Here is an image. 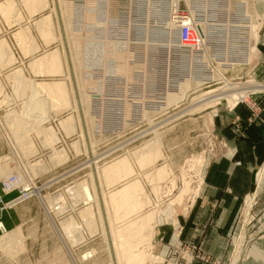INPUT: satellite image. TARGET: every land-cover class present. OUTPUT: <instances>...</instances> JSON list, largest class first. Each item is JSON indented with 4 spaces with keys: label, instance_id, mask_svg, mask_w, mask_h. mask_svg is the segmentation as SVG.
I'll list each match as a JSON object with an SVG mask.
<instances>
[{
    "label": "rangeland",
    "instance_id": "obj_1",
    "mask_svg": "<svg viewBox=\"0 0 264 264\" xmlns=\"http://www.w3.org/2000/svg\"><path fill=\"white\" fill-rule=\"evenodd\" d=\"M55 1L57 2L56 17L59 19L58 22L61 30V35L65 37V34L63 33L65 32L64 29L66 30V25L64 24L65 23L63 20L64 18L61 16H64V12L66 13V11H69V9L71 10L73 4L75 5V7L73 8H78L79 6L83 7L85 4L84 2L87 0H67L66 4H64L65 8H63L61 2H59L61 5L59 7L58 0ZM101 1H103L104 4ZM182 1L184 0H176L177 3L175 2L176 4L175 7L172 8L173 9L172 11L174 13H179V14L184 13L187 16L186 13L188 12V9L187 7H185L186 4L183 5ZM188 1L190 2L189 8L192 11H196L197 8L200 10L199 12L197 11L198 14L195 15L196 18H194V22L195 21H196L195 23L205 22L207 24L206 25L207 28H209L208 29L209 37L211 38L210 40H213V41H209L207 43L208 45H206L211 55H213V57L210 56L211 57L210 59H205L204 55L202 54L203 51L200 50L199 48L193 50L188 49L187 51L181 50L182 52H180V50L179 52H174V51H170V49L167 47L168 46L167 43H171L174 45L176 43L178 44V39H177L178 28L173 26L175 28L169 29L167 27V22L169 21L170 18L169 15L172 14L171 16L172 17L174 16L173 12L171 11V7L173 6L171 0H157V1L153 0L152 2H150L149 5L147 0H114L115 5H112L111 3L110 6L111 10H108L106 8L107 6H109L107 0L106 1L100 0L98 5L101 4L100 6L102 7L99 9L97 5V8L96 7L95 8L97 12H99L98 10L100 11L103 10V11L99 12L100 14L96 12L98 16L99 15L100 16L98 22L96 23L94 22L93 26L96 29L98 27L100 30H102V34H100L101 35L100 42H102L103 45L100 47L101 49H98L97 51L99 53L107 51L106 53H108V55L111 56V59L109 60L110 63L113 62L111 63L112 64L111 70L109 69V67H107V69L110 70L108 71V73H110L111 75L121 73L123 76L125 74L124 78L126 77V79L128 80L127 81L125 79L127 82L126 85L129 87L126 88L127 87L126 86L125 89H123L124 84H122V82H115L113 83L114 84L113 85L111 84V81H108L109 83V84L107 83L108 86H105L106 88L104 87L107 90L106 95L104 94V92L103 94L100 93L99 90L104 88L97 86L99 84L98 79H92L85 83L83 80V73H81L80 76V71L78 67L82 66L85 60H89L88 58L89 55L86 53L84 54V56H75L76 55L74 50L75 40L73 37L75 35H76V39L80 38L81 36L83 37L85 33V30H83L84 27L80 30V32L73 34L71 36L72 39L70 38L68 43L67 41L64 42L63 40V42L58 43L59 45L57 44L56 47L47 50L48 52L57 50V48L58 50H60V55L62 57V64L64 68V73L62 74L64 75L57 74V76L56 74L55 75L51 74L49 75V77H37L36 72H35L36 74H33L35 70L30 66L29 62L25 67L23 65L18 66L19 63L15 62L13 57L14 54L9 43L5 39H0V42L2 41L6 42L7 46L4 49H8L7 51L11 53L8 54L7 56L5 55L0 59V159H1L0 165H4L7 162H10L11 167L14 165L12 171L8 173L9 175L6 174L5 178H3L1 182L7 180L8 178L10 179L9 181H13L14 178H17L21 182V185L34 184L33 186L36 188L34 193H37L38 196L41 197L40 199L39 197H37V195L34 194L32 198L22 203H19L16 206H12L10 209L2 213V218L4 219L5 223L3 222V220L2 222L3 224H5L6 228L9 231H12L14 228L18 226H21L22 229L21 232H23L22 233L23 240L20 239L19 237L16 238L13 237L14 239L10 240L8 237L0 241V264H108V263L113 264L114 262H111L113 260L112 251H109L111 246L109 243L106 242V239L104 238V233H102L103 229L101 227V221L99 219L100 217L98 214V207H99L98 205L101 206V204L98 203H100L99 194H101L102 191L101 178L103 179V177L99 176V173L97 172L99 170H102L101 168L105 169L106 166L111 167L113 165L109 166L110 164L113 163L115 164L118 161H120L119 159L122 160L124 158L126 159L127 157L129 158V159L127 158V161L129 160L128 162L131 164V167L132 166L135 167L136 162H138L137 157L139 155H142V151L143 152L149 150L156 151L157 149H159L160 151L162 150L163 152H165L164 154L167 158V163H169V165L173 169V174L169 178V179L171 178L173 179L170 193H168L169 191L167 189V192H163L162 190L159 194V197L163 195L161 199H164L161 206H156V208H158L156 209L155 205L153 207L152 204L153 202H152L150 203V205L152 206L150 205L149 207L146 206L145 209L143 208V212L141 213L142 215H147L150 214L151 212L154 213L157 210V213L154 214L156 217L155 220L151 223L152 225L149 227L150 229L147 228L145 233L147 236L146 238L147 244L143 246L147 254L145 264H147L149 260V252L153 249L152 240L154 236L155 226L157 224V218L159 221L163 220L162 215H166V217L169 218L172 216L176 218L178 213L182 211L184 212L185 209L188 207V204L191 203V201L194 199L197 186L202 176L201 173L205 168V166L207 165L208 160L215 152L219 151L220 148L223 147L220 138L217 136L213 128L212 117L215 112L216 106L226 105L232 107L239 100H241V102L242 100H246L247 102H250L251 92H256L259 89L260 90L264 89V81L259 79L256 75H254L252 71L254 70L257 64L255 59L259 50L258 41L260 39L262 32L264 31L263 29L264 19L263 16L262 15L260 16L259 13L258 0H227V2L229 1L232 6L228 4L229 8L224 9L225 10L224 12H228V10H230L229 12H231L232 15L231 14L228 15H231V17L234 16L235 20L231 29L228 30L226 29L227 31L223 29H219V32L226 34L220 37L218 35L219 37L218 39L216 38L218 31L214 30L215 29L214 22L215 20L219 19L218 17H220V13L219 15L215 14L214 16L211 15L207 16L206 14H204L205 17H203L201 13V12L208 13L210 8L206 9L205 7L208 5L213 6V4H211V1L210 0H188ZM179 2L180 4H178ZM194 8H196V10H193ZM183 20L185 21V19ZM251 20H254L255 22L253 24L255 25L253 27L254 30L248 27L249 25L248 23ZM207 22H209V24ZM112 25H114L115 28ZM199 26L203 27L201 24H196L195 28L197 30L202 31L201 29H199ZM109 31L110 32L113 31L115 33L114 38L113 37L110 38L107 36ZM121 32L123 35L121 34ZM116 34L118 35L116 36ZM126 37L127 39H124ZM128 39L130 43L132 42L134 46L135 43H139V45H136V47L128 46L125 52L123 51L122 54H120L119 49H117V47L123 44L124 41ZM63 43H65V45ZM151 43L152 44L155 43L157 45H152L154 46L152 48ZM158 43H160V45ZM148 45H149V49H148ZM18 46L22 50L19 41H18ZM172 49H177V48L172 47ZM23 53L25 54V52ZM178 53L180 54L178 55ZM119 55L122 56L119 57ZM131 55L132 56L135 55V56L132 57ZM71 56H73V61ZM123 56L124 58H121ZM73 63L75 66H73ZM144 65L145 68H143ZM30 67L32 69H30ZM68 67L70 70L68 69ZM167 67H169L168 70ZM22 70L23 73H20L22 72ZM25 70H28L31 73V75L26 74ZM137 71L139 73H137ZM213 71L220 73L221 77L217 78V75L215 76L213 75L214 76L213 77L212 76ZM69 72L70 74H68ZM130 72H132L135 75L133 76L132 79H130L128 76V73ZM134 72L137 74H135ZM144 75L147 77H145ZM28 78L33 81V84L37 83V87L36 85H33L32 81H30ZM184 78H193L194 80H201V85H199V87L195 88L194 86V88H190L186 90L185 93L186 92L187 93L184 94L185 96H181V98H178L179 99L178 100L176 98L178 96H175L177 93L175 92H177V89H179L177 88L178 83L182 81ZM25 80L29 83L28 85H26L27 87L25 89L21 90V88H23L21 87V85ZM82 80H83V84H82ZM62 81L64 83H67V87L70 94L69 96L71 99L70 104L72 107L64 106L63 104L58 105V107H56L54 103H52L51 101L49 104L48 93L45 94L42 88H39V90L36 89L43 82L47 83V82H62ZM147 81L150 82V88H152L149 89L150 91L147 89V93L149 92L150 95H146V93L144 92V83ZM23 86L25 87V85ZM34 86L36 87L35 92L33 91ZM120 86L121 88H118ZM78 88L81 89L82 94L83 92L86 91V93H88L87 95L88 98H90L87 99L86 93H84L83 104L80 101ZM18 89H20V92ZM36 92L38 96L36 95ZM72 92L74 93L72 94ZM32 93H35V95ZM166 93L169 94L170 96H174L175 98L173 97L174 100L171 101L172 102L171 104L169 103L166 107H164L163 106L165 103L164 96H166ZM41 94H43L44 96ZM132 94L135 95V97H133ZM237 94H240V96H237ZM46 95H48L47 98L45 97ZM76 95L77 97H75ZM41 98L45 99L44 105L46 106V108L47 107L49 108L50 105L51 106L53 105L52 106L53 108L50 107V109L53 110L56 107L57 110L56 109L53 111H49L50 109L47 111L45 110V113L49 114V116L47 114H43V115L46 117L47 116L50 117V120L49 118L47 119L46 117H43L44 123L39 125L38 123L41 122L36 121L38 117L36 115H41L40 114L41 111L37 110L40 112V113L38 112L39 114L35 112L33 113L31 112L33 116L30 115L31 116L30 117L26 114V107L27 105H29L28 107H30L31 105L35 106L37 104L35 101L38 102L41 100ZM75 98L77 99L76 100L77 102H75ZM127 98L128 100L130 99L129 100L130 102H132V100L135 101L134 105L136 108L134 107L133 110L128 109L126 114L128 115V118L126 117L127 119H123V120L127 121V123L132 122L130 121V117L132 116L135 117V120L132 119L133 122L134 121L135 122L129 126L126 125V127L125 126L121 127V124H119L120 126L119 127L118 125H115V123H118L119 121H120L119 123H122L121 121L123 120L122 118H120L121 117L120 114L122 115L123 113L122 111L118 110L120 105L119 104L115 105L116 104L115 102H121V100H126ZM32 100L34 101V104ZM140 100L143 101L142 103L138 104L136 101H140ZM85 101H88L89 103L91 101L92 102L90 105H88L89 103ZM93 101L94 103H96V105L93 103ZM147 102H153L154 104L152 106L150 105V107L149 106L146 107ZM72 103H74V106L75 104L76 106L79 105L78 106L79 109L76 106L74 107ZM84 103H86L85 105L88 110L87 109L83 110ZM81 104L83 106H81ZM123 105L125 104L123 103ZM59 107L60 110L58 109ZM145 108L147 109L145 110ZM73 109L79 110V113L77 110L74 111ZM21 111L23 113H21ZM18 112L19 114L21 113V115H19ZM85 112H86V117L84 115ZM138 112L140 113L142 112V113L140 114ZM9 114L10 115L12 114L11 117ZM114 114L115 117H117L118 114L120 117L113 118ZM90 115L92 117L94 116L95 118L93 117L92 120V117ZM137 116L140 117V119H137ZM14 117H16V119ZM33 117L36 119H33ZM70 117L72 118L74 125L75 124L76 126L78 125V128L76 127L77 131L76 132L74 131L75 132L74 134L72 132L71 133L66 132L67 134L76 135V136L67 137L65 138V140L66 142H68V144H70V142L77 139V136H80L84 140L85 143V144L83 143L84 146L86 147L87 145V149H86L87 151L86 153L84 152V154L80 153V150L77 147V145L74 146L75 151L72 150L71 153L74 155L75 158L71 159L64 166L53 169L54 164L60 163L61 161H62L61 163L67 162L68 158L65 157L66 159L64 158L57 159L54 156H50V155H55L57 151L55 148L57 146L56 147L49 146L51 148L47 146L43 147L44 143L45 144L47 143L45 138L50 136V135L48 136V132H49V127L52 126L54 129L52 127L50 128L51 131L53 130L52 131V137L54 138L53 140L57 139L58 137H56L55 133L57 132L58 135L59 133L58 131L64 129L62 128L63 127L62 123L65 122ZM74 117L75 119H73ZM79 117L81 118L79 119ZM100 117L103 122L104 119L108 121L107 123L110 122L109 125L111 126H106L105 128L112 127L109 129H111L113 133L103 132L102 139L96 141L94 139L96 133L94 134L93 131L95 130L94 132H98L97 131L98 128L100 127L102 128V125L92 126V124H94V122H99L100 120L98 118ZM28 118H30V120ZM116 119H118L117 122ZM125 121L124 123H126ZM10 123L11 126L13 125L15 126L13 129H11V131H10L11 128ZM17 124L19 125L17 126L18 129L21 130V134L20 131L18 132V129L16 127ZM5 125L7 128H9V130L7 131L8 134H6L7 129ZM44 125L46 126V128H44L45 127ZM37 126H39L40 129ZM33 127L35 128L37 127L38 129L37 128L35 129ZM16 129H17L16 131L17 135L12 133ZM35 130L36 133H34ZM41 130H42V134H41ZM9 131L11 132V134ZM46 131L47 134H45ZM64 131L66 130L64 129ZM3 133L6 135L4 136ZM18 133L20 135H18ZM12 134L13 137H11ZM7 135L9 136V138H11V140H9ZM157 135L160 136L161 139L157 137ZM52 137L50 136L49 140ZM15 138L16 139L18 138V143H20V146L21 144L22 145L24 144V148L22 149L21 147L23 146L21 147L19 146L20 152L17 153H15L17 150L15 148L16 145L14 146L15 149L13 148L14 145L13 141L15 140ZM89 139H91L90 140L91 142L89 141ZM37 141L39 142V144ZM94 141H95V145L92 148L91 143ZM158 141H160V143ZM10 142L11 143L13 142V144H11ZM63 142L66 145V142L65 141ZM148 142L150 144H148ZM18 143L16 142L17 145H19ZM157 143L161 145H156ZM145 145L146 146L148 145L149 149ZM10 146H12V149ZM40 146L42 148H40ZM31 147L32 148L34 147V150H32ZM27 148L30 149V152L28 151L29 149ZM23 150L27 151V153L25 151L26 157L23 154L24 153ZM73 151L75 152V154ZM13 153L15 154L13 155ZM64 154L66 155V153ZM21 157L23 158L21 159ZM52 157L53 159L56 158L58 162L56 161V159H54L56 162L53 159L52 162L51 160ZM132 158H134L136 161L134 159L132 161ZM20 159L23 161H21ZM43 161L47 163H45L44 165ZM161 161L162 160H159V162ZM39 163L43 164V166L40 165ZM47 164L52 168H49ZM20 165L22 168L20 167ZM104 165L105 168L103 167ZM25 166H27L28 169L27 167L25 168ZM45 166H47V168ZM84 167L87 168H85V170H82V168ZM23 170L24 172H22ZM30 170L31 171L33 170L32 171L33 173ZM261 172H264V164L260 167V169L257 171V174L255 176L257 187L253 194H255L258 191L256 198L253 200L251 206L247 205L249 203L248 202L249 198H248L247 201L244 202L240 210V213L238 215L236 232L231 240V247H232L231 253L233 254L231 255V260L229 261V264L230 262L232 264L236 263L233 262V258L236 252H238L239 246L241 247V252H242L240 253L241 257L239 258L241 259L245 256V254H247L246 247L249 246L250 244H254L253 243L254 240L256 239L264 240V217L263 218L260 217V213L264 211V180L261 182L260 187L258 184V178ZM30 173H32L33 175ZM90 173L93 175L92 179H91L92 176L90 177L91 175ZM21 177L22 178L25 177L24 181ZM30 177L32 178L31 179L32 181L30 180ZM131 178H133V175L131 176ZM130 179L125 181L123 184L127 183ZM91 181H94L95 190L97 189L96 192L98 191L97 194L99 193L98 194L99 201L98 199L97 200L94 199V201L93 200L89 202L86 201L87 203H85L86 199L82 195L83 193L81 187L83 188L85 183H87L86 185H88V182L89 184H91L90 183ZM121 185L122 184L115 185L113 186L114 188L111 187L110 189L107 188L106 193L110 194L111 192L119 188ZM0 187H1V183H0ZM7 189L8 188H3V190H7ZM95 190L92 189L93 192ZM79 192L82 194L80 195ZM1 194L3 200L5 202H8L17 196L18 191L17 189L10 190L9 192L1 191ZM78 195L82 196V198H84L85 200L81 199L80 196L78 197ZM148 197L149 196H146V198ZM41 201L45 204V207L42 205L43 203ZM95 202L97 203V206ZM89 205L91 206L92 209L91 217L93 218L94 216V218L92 219L91 217H89L90 216L89 215L88 217L90 218V220L88 219V217H86L87 219L86 218L83 219L84 216L81 213H83L84 211L81 210H83V208L84 210L89 208L90 207ZM152 207L156 210L154 211ZM258 209H260L259 213H258ZM60 211L61 213H59ZM141 214L139 215L141 216ZM69 217H72L73 218L72 220L75 219L74 221L75 222L77 221V226L79 225V227H76V229L78 228V231L74 230L75 234L73 233L72 234L73 236H71V239L72 238L75 239L74 236H77L78 232L81 235V237L80 235L76 237L77 240L75 243L70 241L69 238L65 239L62 233L60 232V228H59V225L65 220H68ZM85 219L89 220L88 221L89 223L90 221L94 220L93 223L97 224V227L100 225L98 228L96 227L97 228L96 230L98 231H96L95 228H92L90 225L86 226L88 222H86ZM85 222L86 225L84 224ZM87 227L90 228V231L88 230L89 228ZM81 229L85 234L81 232ZM3 235L4 233L0 228V237ZM82 235L85 236L82 237ZM78 237L81 239L79 240ZM92 239L95 240L92 241ZM9 242L12 243L13 245L10 244ZM19 244L22 247L17 249L20 246ZM5 248L8 251H6ZM10 248L11 251L13 248L14 251L16 250L15 252L13 251L14 252L12 253L13 255L10 254L11 253L9 251Z\"/></svg>",
    "mask_w": 264,
    "mask_h": 264
},
{
    "label": "crops",
    "instance_id": "obj_2",
    "mask_svg": "<svg viewBox=\"0 0 264 264\" xmlns=\"http://www.w3.org/2000/svg\"><path fill=\"white\" fill-rule=\"evenodd\" d=\"M98 1L100 0H87L84 2V7H86L88 13L87 23L83 26V30H85L84 35L89 32H96V35L98 34L99 37H101L100 34H102V30L98 27L96 29L93 26L94 22L96 23L99 20L94 6ZM258 1L260 16L262 15L264 19V0ZM59 2H64L62 4L64 8V4H66L67 0H58V3ZM37 3H40V5ZM56 4L57 2L55 0H0V39H5L9 43L14 54V60L19 63L18 66L23 65L25 67L28 62L31 64L34 60L37 61L38 58H43L49 53L52 54L53 51L58 52L60 55V50H53L51 52L47 50L56 47L57 44L63 42V40L64 42L69 40L72 38L70 36L80 32L81 29L77 31L71 30L69 21L65 19L66 30L64 29L65 32L63 34H65L66 38L61 35V30H59V19L56 17L57 12L53 10L54 8L56 9ZM50 15L53 20L50 19V29H47L45 26L43 29H47V32L44 30L47 36H49V32L52 30L51 34L53 33V39L46 42L47 36L45 38L43 37V30L41 29L45 22L41 24V20L45 21L49 19ZM53 26L55 28H53ZM20 32L27 33L26 38H32V42L29 39L27 44L29 46H36V50L34 49L31 53L25 52L26 54L22 52V50H27V44L24 43V45L23 41L21 42V39L18 37ZM56 37L60 38L56 39ZM73 38L76 39V35ZM124 39H127V37ZM18 41L21 47L25 46L24 48L22 47V50L18 46ZM258 43L259 50L255 59L257 64L256 66L254 65L255 68L252 71L254 75L264 81V31ZM102 45L103 44H100V46ZM98 49L101 48L97 47L95 50H88L87 54L89 55V59H96L95 57H97L99 53L97 51ZM25 71L26 74L31 75L28 70ZM36 73L37 77H49L47 72H45L46 74L41 72ZM104 89H100L99 91L102 94V91H104L106 95L107 90ZM78 93L80 96L79 91ZM132 96L135 97L133 94ZM250 102L255 103L256 107H250L251 103L247 102H238L232 107L226 105L216 106L212 117L213 128L220 138L223 147L215 152L208 160L207 165L201 173L202 176L197 186L194 199L188 204L185 211L179 212L176 218L173 216L169 218L166 217V215H162V221H159L157 218L152 240L153 249L149 252L147 264H229L231 255L233 254L231 253V240L236 232L238 215L244 202L255 192V176L257 171L264 164V89L252 92L250 95ZM73 104L74 103H72V105ZM85 109H87L86 105ZM254 114L257 116H253ZM117 124L119 125V123H115V125ZM76 127L78 128V125ZM70 136L76 135L66 134L63 130H60L58 133V139L60 141H58L56 149L59 150L58 152L62 153L66 151L65 153L68 155V160L63 163H56L53 169L62 167L71 159L75 158L71 152L74 150L76 144H79L77 147L81 145V149L79 148V150L84 154V140L80 136H77V139L68 144L65 138ZM63 141L66 142V145ZM152 151H146L149 152V154L145 152V155H153L157 152L153 151V153ZM161 153L165 152L161 150ZM161 153L159 155L160 157L158 156L160 159L152 162L154 165L150 163V167L146 166L142 168L138 165L139 161L136 162L137 164H135V167L137 169L135 167L134 169L137 175L134 172L133 178L129 180L132 182H139L140 180L141 182L139 183H142V187L144 184L145 187L143 191L145 193H143V195L149 197H145V199L143 196V198L147 200V203L153 202V206H161L164 199H161L163 195L159 197V194L162 190L163 192H167V189L169 191L168 193H170L173 182L172 178L169 179L173 174V169L172 167L170 168L169 163H167L165 154L161 156ZM140 156L141 155H139L138 158ZM159 160L162 161L159 162ZM85 168L87 167L82 168V170H85ZM165 169L166 174L164 172ZM161 170L163 172H161ZM160 173H163L161 179L159 178ZM102 181H104V179H102ZM153 182L156 184H153ZM106 189L107 187H105V190ZM146 192L149 195H147ZM148 200H150V202H148ZM259 212L260 209H258V213ZM260 217H264V211L260 213ZM2 220L5 223L4 219ZM93 240L95 239H92V241ZM253 243L255 245L250 244L246 247L248 256L245 254V256L239 259L235 264H264V240L256 239ZM144 249L145 248L141 249V251L146 253Z\"/></svg>",
    "mask_w": 264,
    "mask_h": 264
},
{
    "label": "bare ground",
    "instance_id": "obj_3",
    "mask_svg": "<svg viewBox=\"0 0 264 264\" xmlns=\"http://www.w3.org/2000/svg\"><path fill=\"white\" fill-rule=\"evenodd\" d=\"M39 1H41V0H39ZM63 1V0H62ZM106 1V0H105ZM153 0H147V2H148V5L150 4V2H152ZM157 1V0H156ZM172 1V7H171V11L173 10L172 8H174L175 7V4L178 2H176V0H171ZM211 1V4H213V6H210V5H208V6H206L205 8L206 9H209V11H208V13L207 12H201L202 13V16L203 17H205V15L204 14H206L207 16H209V15H211V16H214L215 14H217V15H219V13H220V17H218L219 19H217V20H215V22H214V26H215V29L214 30H217L218 31V34H217V37L216 38H218L219 39V37L220 36H223V35H225L226 33H222V32H219V29H223V30H228V29H231V27H232V25L234 24V20H235V17L234 16H232L231 17V15H232V13L231 12H229L230 10H228V12H224L225 10L224 9H226V8H229V5H231L230 4V2L228 1L227 2V0H210ZM45 2V1H44ZM99 2L100 1H98V3H96V5H94L96 8H97V5L99 4ZM101 2H103V1H101ZM176 2V3H175ZM4 3V2H3ZM9 3V2H8ZM46 3V2H45ZM64 3V2H63ZM62 3V4H63ZM107 3H108V5L109 6H107L106 8L108 9V10H111V8H110V6H111V3H112V5H115L114 4V0H107ZM182 3H183V5L184 4H186V6L185 7H187V9H188V12L186 13L187 14V16L184 18L185 19V21L184 22H194V18H196L195 17V15L196 14H198V12L200 11L198 8H197V10H196V8H194L193 10H196V11H192L189 7H190V2L188 1V0H184V1H182ZM18 4V3H17ZM38 5H40V3H37ZM103 4H104V2H103ZM178 4H180V2L178 3ZM229 4V5H228ZM60 5V4H59ZM83 5V4H82ZM81 5V6H82ZM101 5V4H100ZM100 5H98V7H99V9L102 7V6H100ZM106 5V4H105ZM104 5V6H105ZM227 5H228V7H227ZM32 6H33V4H32ZM61 6V5H60ZM59 6V7H60ZM72 6V5H71ZM77 6V5H76ZM176 6H178V5H176ZM232 6V5H231ZM1 7V6H0ZM55 7V6H54ZM73 7H75L74 5H73ZM72 7V8H73ZM151 7V6H150ZM212 7V8H211ZM5 8V7H4ZM16 8H17V6H16ZM65 8V7H64ZM71 8V10L69 9V11H67V13H66V16H65V13H64V16H61V17H63L62 19L63 20H67V21H69V24H70V27H71V30H80V29H82L83 28V26L87 23V9H86V7H78V8H73L72 9ZM105 8V9H106ZM236 8V7H235ZM242 8V7H241ZM36 9V8H35ZM43 9V8H42ZM45 9V8H44ZM66 9H67V7H66ZM150 9V8H149ZM218 9V10H217ZM232 9V8H231ZM54 11L56 10L55 8L53 9ZM65 10V9H64ZM102 10V9H101ZM240 10V9H239ZM38 11V10H37ZM90 11V10H89ZM88 11V12H89ZM99 12H102V11H100V10H98ZM105 11V10H104ZM198 11V12H197ZM227 11V10H226ZM256 11V10H255ZM56 12H57V10H56ZM99 12H97V13H99ZM110 12V11H109ZM173 12V11H172ZM6 13V12H5ZM104 13V12H103ZM149 13H150V11H149ZM241 13V12H240ZM239 13V14H240ZM3 14V13H2ZM100 14V13H99ZM102 14V13H101ZM169 14V13H168ZM171 14V13H170ZM173 14H175L174 12H173ZM228 14H231V15H228ZM9 15V14H8ZM98 15V14H97ZM172 15V14H171ZM171 15H169L170 16V18H169V21L167 22V27L169 28V29H171V28H175V27H173V26H175L174 25V16L172 17ZM16 16V15H15ZM100 16V15H99ZM177 16V15H176ZM50 17H51V15H50ZM49 17V19H47V20H45V21H43V20H41V24H43L44 22V24L42 25L43 27H41V26H39V27H41V29L43 30H41L42 31V35H43V37L45 38L47 35H45V34H47L46 32H47V29H50V25H51V20H52V17L50 18ZM90 17V16H89ZM44 18V17H43ZM232 18H234V19H232ZM10 19V18H9ZM29 19V18H28ZM45 19V18H44ZM51 19V20H50ZM89 19V18H88ZM11 20V19H10ZM30 20V19H29ZM25 21V20H24ZM43 21V22H42ZM53 21V20H52ZM59 21V20H58ZM115 21H116V19H115ZM196 22V21H195ZM194 22V23H195ZM194 23H192V24H194ZM208 24H209V22H207ZM211 23V22H210ZM255 22H254V20H251L248 24V27L251 29H253L254 30V26L255 25H253ZM65 24V23H64ZM69 24H68V27H69ZM116 24V23H115ZM130 24V23H129ZM129 24H127V25H129ZM196 24H201L203 27H201V26H199V29H201L202 31H200V30H197L196 29V32L198 33L197 34V36L199 37V39H198V43H197V46L198 47H196V46H193L192 47V49L191 50H193V49H200V50H202L203 52H202V54L204 55V58L205 59H210L211 57L210 56H212L213 57V55H211V53H210V51L208 50V48L206 47V45H208L207 43L209 42V41H213V40H210L211 38L209 37V28H207V24L204 22V23H196ZM54 25H55V23H54ZM120 25H122V24H120ZM257 25H258V23H257ZM44 26L45 27H47V29H43L44 28ZM58 26V25H57ZM65 26V25H64ZM113 27H114V25H112ZM119 26V25H118ZM191 26H193V25H191ZM227 26V27H226ZM105 27V26H104ZM120 27V26H119ZM197 27V26H196ZM53 28H55L54 26H53ZM59 28V27H58ZM115 28V27H114ZM117 28V27H116ZM122 28V27H121ZM127 28H128V26H127ZM52 29V28H51ZM120 29V28H119ZM132 29V28H131ZM249 29V30H250ZM44 30H46V32L44 31ZM55 30V29H54ZM59 30H60V28H59ZM106 30V29H105ZM104 30V31H105ZM175 30V29H174ZM226 30V31H227ZM39 31V30H38ZM49 31V30H48ZM52 31V30H51ZM51 31L49 32L50 34H49V36H47V38H46V42L47 41H49L50 39H53L52 37V35H53V33L51 34ZM95 31H97V30H95ZM114 31V30H113ZM113 31H109L108 32V37H113L114 38V36H115V33L113 32ZM118 31V30H117ZM123 31V30H122ZM194 31V30H193ZM54 32H56V31H54ZM60 32V31H59ZM70 33V32H69ZM26 34L27 33H25V32H20L18 35V37L21 39V42L23 41V44L25 43V44H27L28 43V40L30 39V37L29 38H26ZM55 34H57V33H55ZM121 34H122V32H121ZM120 34V35H121ZM118 34H116V36H117ZM123 35V34H122ZM218 35H219V37H218ZM193 36H194V34H193ZM195 36H196V34H195ZM18 37H17V39H18ZM28 37V36H27ZM71 37V36H70ZM57 38H60V37H56V39ZM110 38H108V39H110ZM132 38V37H131ZM56 39H55V41H56ZM63 39V38H62ZM68 39V38H67ZM72 39V38H71ZM100 37H99V35L97 34L96 35V32L95 33H87L86 35H84L83 37L81 36L80 38H77V39H74L73 41H74V50H75V56H84V54H86V53H88V50H90V51H92L93 49L95 50L97 47L99 48V47H101L100 46V44H102V42H100ZM134 39V38H133ZM174 39V38H173ZM31 40V42H32V38L30 39ZM217 40V39H216ZM20 41V40H19ZM54 41V40H53ZM67 41H69V40H67ZM61 43V42H60ZM122 43V42H121ZM24 44V45H25ZM64 44V43H63ZM70 44V43H69ZM159 45H160V43H158ZM193 44H195V43H193ZM59 45V44H58ZM65 45V44H64ZM119 45V44H118ZM118 45H116V46H118ZM136 45H139V43H135V46L132 44V42L130 43V41H129V39L128 40H125L124 41V43L123 44H121L120 46H118L117 47V49H119V52H120V54H122V52L124 51L125 52V50H126V48L129 46V47H136ZM152 45H157V44H155V43H151V46ZM167 47L170 49V51H174V52H179V50H180V52H182L181 51V49H172V47L173 48H177L178 47V45H179V43L177 44H171V43H167ZM6 42H0V59L2 58V57H4L5 55L7 56L8 54H11V53H9V51H7L8 49H4V48H6ZM20 46H21V44H20ZM29 45L27 44V47H26V49L27 50H25V51H23V52H26V53H31V52H33V50L35 49L36 50V46H34V45H31V46H29ZM69 46V45H68ZM172 46V47H171ZM217 46V45H216ZM23 47V46H22ZM21 47V48H22ZM25 47V46H24ZM23 47V48H24ZM70 47V46H69ZM154 46H152V48H153ZM158 47V46H157ZM160 47V46H159ZM9 48V47H8ZM65 48V47H64ZM122 49V50H121ZM148 49H149V45H148ZM150 49H151V47H150ZM57 50H58V48H57ZM56 51V50H55ZM59 51V50H58ZM65 51H66V49H65ZM128 51V50H127ZM133 51H135V50H133ZM152 51H154V50H152ZM157 51V50H156ZM54 52V51H53ZM52 52V54L51 53H49V54H47L46 56H44L43 54V58L41 57L40 59L38 58V60L36 61V60H32L33 62L30 64V66L35 70L34 72H33V74H36L35 72H41V73H45V72H47V75H55L56 74V76H57V74H61V73H63V71H64V69H63V65H62V61H61V55H59V53L58 52H54L53 53ZM107 52V51H106ZM106 52H102V53H98V55H97V57H95L96 59H89V61L88 60H85V62L82 64V66H80V67H78L79 68V71H80V76H81V73H83V80H84V82L86 83L87 81H89V80H92V79H98L99 80V84L97 85V86H99V87H101V88H104L105 86H108L107 85V83H108V81H111V84H113V83H115V82H122V84H124V88L123 89H125V87L127 86L126 84H127V82H126V77L124 78V76H125V74H124V76L121 74V73H118V74H114V75H111L110 73H108V71H110L111 70V67H112V64L111 63H113V62H111L110 63V59H111V56L110 55H108V53H106ZM131 52V51H130ZM129 52V53H130ZM137 52V51H136ZM168 52V51H167ZM25 53V54H26ZM65 53V52H64ZM192 53V52H191ZM112 54V53H111ZM180 53H178V55H179ZM197 54V53H196ZM130 55V54H129ZM41 56V55H40ZM120 56H122V55H119V57ZM132 56V55H131ZM135 55H133L132 57H134ZM191 56H192V54H191ZM14 57V56H13ZM65 57H66V55H65ZM72 57V61H73V56H71ZM130 57V56H129ZM11 58V57H10ZM76 58V57H75ZM78 58V57H77ZM80 58V57H79ZM89 58V57H88ZM114 58V57H113ZM116 58V57H115ZM121 58H124V56L123 57H121ZM180 58V57H179ZM4 59V58H3ZM65 59V58H64ZM172 59V58H171ZM175 59V58H174ZM67 60V59H66ZM121 60V59H120ZM124 60V59H123ZM12 61V60H11ZM68 61V60H67ZM113 61V60H112ZM7 62V61H6ZM77 62V61H76ZM82 62V61H81ZM132 62V61H131ZM8 63V62H7ZM67 63H69V62H67ZM149 63H150V61H149ZM144 64H147V63H144ZM80 65V64H79ZM195 65V64H194ZM225 65V64H224ZM73 66H75L74 65V63H73ZM78 66V65H77ZM138 66V65H137ZM147 66V65H146ZM187 66V65H186ZM30 67V69H32ZM66 67V66H65ZM107 67H109V69H107ZM175 67V66H174ZM133 68V67H132ZM143 68H145V65L143 66ZM168 68V67H167ZM172 68V67H171ZM178 68V67H177ZM68 69H69V67H68ZM67 69V70H68ZM76 69V68H75ZM130 69V68H129ZM138 69V68H137ZM70 70V69H69ZM131 70V69H130ZM139 70V69H138ZM146 70V69H145ZM129 71V70H128ZM133 71V70H132ZM135 71V70H134ZM142 71V70H141ZM68 72V71H67ZM76 72V71H75ZM124 72V71H123ZM190 72H191V70H190ZM20 73H23V70H22V72H20ZM48 73H50V74H48ZM135 73V72H134ZM137 73H139L138 71H137ZM137 73H135V74H137ZM46 74V73H45ZM68 74H70V72L68 73ZM39 75H40V73H39ZM62 75H64V74H62ZM62 75H60V76H62ZM215 76V75H217V78H220L221 77V74L220 73H218V72H212V76ZM37 76V75H36ZM128 76H129V78L130 79H132L133 78V76H135L132 72H130V73H128ZM145 76V75H144ZM149 76V75H148ZM171 76V75H170ZM213 76V77H214ZM53 77H55V76H53ZM69 77V76H68ZM71 77V76H70ZM113 77V78H112ZM139 77V76H138ZM145 77H147V76H145ZM168 77V76H167ZM51 78V77H50ZM82 78V77H81ZM169 78V77H168ZM29 79V78H28ZM59 79V78H58ZM57 79V80H58ZM126 79V80H125ZM137 79V78H136ZM146 79V78H145ZM30 80V79H29ZM51 80V79H50ZM61 80H62V78H61ZM61 80H59V81H61ZM83 80H82V84H83ZM203 80V79H202ZM22 81H23V79H22ZM30 81H32V80H30ZM45 81V80H44ZM46 81H48V80H46ZM55 81V80H54ZM63 81H64V79H63ZM47 82V83H42V84H40V86L38 87V88H36L37 87V83H35V84H33V81H32V84L33 85H36V87L34 86L33 88V91L35 92V88L36 89H38L39 90V88H42L43 89V91H44V93L46 94V93H48V95H46L45 97L47 98V96H48V100H49V104H50V101L52 102V103H54V105L56 106V107H58V105H64V106H68V107H70L71 106V99H70V94H69V90H68V87H67V83H64V82ZM68 81V80H67ZM70 81V80H69ZM80 81H81V79H80ZM97 81V80H96ZM128 81V80H127ZM132 81V80H131ZM21 82V81H20ZM95 82V81H94ZM133 82V81H132ZM148 82V81H147ZM145 82L144 83V92L146 93V95H150L149 94V92L147 93V89L149 90V89H152V88H150V82ZM28 83L29 82H27L26 80L23 82V84L21 85V87H23V88H21V90L22 89H25L27 86L26 85H28ZM73 83V82H72ZM77 83H78V81H77ZM131 83V82H130ZM134 83V82H133ZM31 84V85H32ZM92 84V83H91ZM109 84V83H108ZM110 84V85H111ZM119 84V83H118ZM121 84V83H120ZM23 85H25V87L23 86ZM38 85H39V83H38ZM72 85V84H71ZM79 85V84H78ZM114 85V84H113ZM199 85H201V80H194L193 78H184L182 81H180L179 83H178V85H177V88H179V89H177V92H175V93H177L175 96H178V97H176L177 99L178 98H181V96H185L184 94H186L185 93V91L186 90H188V89H190V88H194V86H195V88L196 87H199ZM232 85V84H231ZM116 86H118V85H116ZM20 88V87H19ZM71 88H73V87H71ZM106 88V87H105ZM117 88V87H116ZM118 88H121V86L120 87H118ZM126 88H129L128 86L126 87ZM154 88V87H153ZM32 89V88H31ZM75 89V88H74ZM185 89V90H184ZM19 90V92H20V89H18ZM41 90V89H40ZM73 90V89H72ZM72 90H70V91H72ZM105 90V89H104ZM169 90V89H168ZM42 91V90H41ZM42 91V92H43ZM79 91H80V101H81V103L83 104V94L84 93H86V91L85 92H83V94L81 93V89H79ZM88 91V90H87ZM90 91V90H89ZM126 91H127V89H126ZM150 91V90H149ZM37 92H40V91H37ZM37 92H36V95H37ZM41 92V93H42ZM99 92V91H98ZM102 92H104V91H102ZM170 92V91H169ZM168 92V93H169ZM74 92H72V94H73ZM32 94H34L35 95V93H32ZM71 94V95H72ZM120 94V93H119ZM170 94V93H169ZM169 94H167L166 93V96H164V101H165V103H164V107H166L169 103L171 104L172 102V100H174V96H170ZM23 95V94H22ZM41 95H43V94H41ZM88 95V93L86 94V96ZM145 95V94H144ZM38 96V95H37ZM44 96V95H43ZM237 96H240V94H237ZM42 97V96H41ZM44 97V98H45ZM75 97H77V95L75 96ZM103 97V96H102ZM174 97V98H173ZM33 98H35V97H33ZM39 98V97H38ZM73 98H74V95H73ZM72 98V99H73ZM87 99H90V98H88V96L86 97ZM85 98V99H86ZM129 98V97H128ZM128 98L126 99V100H121V102H115L116 104L115 105H120V107H119V109L118 110H120V111H122V115L120 114V116H119V114H118V116L117 117H115V114L113 115L114 117L113 118H118V117H120V118H122V120L123 119H127L128 118V115H126L127 114V110L128 109H131V110H133V108L135 107V105H134V103H135V101H133L132 100V102H130L129 100H128ZM160 98V97H159ZM99 99V98H98ZM77 99L75 98V102H77L76 101ZM139 100V99H138ZM159 100V99H158ZM179 100V99H178ZM31 101V100H30ZM33 101V100H32ZM40 101H42V102H40ZM40 101H35L37 104L35 105V106H33V105H31L30 107H28L29 105H27V107H26V114L28 115V116H30V115H32V113L33 112H35V113H38L39 111H41V115H36V116H38L37 117V119L36 118H34L33 117V119H36V121L38 122V121H40L41 123H38L39 125H41L42 123H44L43 122V117H46V116H44L43 114H47V113H45V110L47 111V110H49L50 109V107H52L51 105L49 106V108L47 109L46 108V106L44 105V103H45V99H42L41 98V100ZM89 101V100H88ZM88 101H85V102H88ZM120 101V100H119ZM142 101L143 100H140V101H136L138 104L139 103H142ZM161 101V100H160ZM92 102V101H91ZM91 102L88 104V105H90L91 104ZM96 102V101H95ZM128 102V103H127ZM235 102V101H234ZM93 103H94V101H93ZM123 103L125 104V105H123ZM33 104H34V101H33ZM48 104V105H49ZM81 104V106H83ZM95 105H96V103H94ZM93 104V105H94ZM154 103L153 102H147L146 103V107H150V105L152 106ZM74 105V104H73ZM94 105V106H95ZM142 105V104H141ZM158 105V104H157ZM75 106H76V104H75ZM74 106V107H75ZM79 105H77L76 107H78ZM110 106V105H109ZM160 106V105H159ZM55 107V109L57 110V108ZM68 107H67V109H68ZM72 107V106H71ZM91 107V106H90ZM90 107H88V108H90ZM93 107V106H92ZM111 107V106H110ZM113 107V106H112ZM28 108V109H27ZM53 108V107H52ZM63 108V107H62ZM117 108H118V106H117ZM136 108V107H135ZM137 108H139V107H137ZM155 108H157V107H155ZM55 109H53V110H55ZM59 110H60V107L58 108ZM78 109H79V107H78ZM147 108H145V110H146ZM158 109H159V107H158ZM24 110H25V108H24ZM37 110H39V111H37ZM53 110H49V111H53ZM64 110V109H63ZM62 110V111H63ZM74 110V109H73ZM77 110V109H76ZM76 110H74V111H76ZM83 110H85V104H84V107H83ZM88 110V109H87ZM108 110H111V109H108ZM140 110V109H139ZM163 110V109H162ZM48 111V112H49ZM68 111V110H67ZM78 111V113H79V110H77ZM130 111V110H129ZM155 111V110H154ZM32 112V113H31ZM56 112V111H55ZM10 113H11V111H10ZM12 113H14V112H12ZM21 113H23L22 111H21ZM21 113L19 114V112H18V114L19 115H21ZM25 113V112H24ZM38 113V114H39ZM57 113V112H56ZM84 113V112H83ZM99 113H101V112H99ZM103 113V112H102ZM107 113V112H106ZM132 113V112H131ZM134 113V112H133ZM138 113H140V112H138ZM142 113V112H141ZM140 113V114H141ZM16 114V113H15ZM26 114H25V116H26ZM60 114V113H59ZM88 114V113H87ZM96 114V113H95ZM94 114V115H95ZM98 114V113H97ZM104 114V113H103ZM135 114V113H134ZM10 115V114H9ZM12 115V114H11ZM11 115H10V117H11ZM23 115V114H22ZM48 116H49V114H47ZM78 115V114H77ZM80 115V114H79ZM85 117H86V112H85ZM93 115V114H92ZM105 115V114H104ZM130 115V114H129ZM25 116H24V118H25ZM33 116V115H32ZM46 117L47 119L49 118V120H50V117ZM52 116V115H51ZM91 116V115H90ZM98 116V115H97ZM100 116V115H99ZM147 116V115H146ZM17 117V116H16ZM16 117H14L15 119H16ZM31 117V116H30ZM73 117V116H72ZM92 117V116H91ZM94 117V116H93ZM93 117H92V120H93ZM127 117V118H126ZM130 117V116H129ZM141 117H142V115H141ZM19 118H21V117H19ZM23 118V117H22ZM53 118V117H52ZM81 117H79V119H80ZM90 118V117H89ZM95 118V117H94ZM103 118V117H102ZM14 119V120H15ZM18 119V118H17ZM27 119V118H26ZM29 120H30V118H28ZM73 119H75V117L73 118ZM78 119V120H79ZM100 121L99 122H94V124H92V126L93 125H97V126H101L102 125V128L100 127V128H98V132H94L93 131V133L95 134V136H94V139L96 140V141H99L100 139H102V137H103V132H109V133H113L112 132V130L111 129H109V128H112V127H107V128H105L106 126H111V125H109L110 124V122L109 123H107L108 121L107 120H105L104 119V122L102 121V119H101V117L100 118H98ZM135 120V117H130V121H132V122H128L127 123V121H125V120H123V121H121L122 122V124L121 123H119V124H121V127L122 126H125L126 127V125H131L132 123H134L133 122V120ZM137 119H140V117H138L137 116ZM12 120V119H11ZM20 120V119H19ZM25 120V119H24ZM23 120V121H24ZM46 120V119H45ZM44 120V121H45ZM77 120V121H78ZM117 120L118 119H116V122H117ZM120 120V119H119ZM18 121V120H17ZM35 121V120H34ZM95 121V120H94ZM102 121V122H101ZM124 121L126 122V123H124ZM11 122V121H10ZM21 122H22V120H21ZM20 122V123H21ZM33 122V121H32ZM46 122V121H45ZM62 122V121H61ZM79 123H80V121H79ZM91 123H92V121H91ZM101 123V124H100ZM12 124H13V122H12ZM15 124V123H14ZM18 124H19V122H18ZM16 125V127L17 126H19V125ZM23 124V123H22ZM49 124V123H48ZM37 125V124H36ZM62 125H63V127L62 128H64L66 131H64V129H63V131H64V133L65 132H68V133H75L76 131H77V129H76V131H75V125H74V123H73V121H72V118L70 117L69 119H67L65 122H63L62 123ZM118 125V124H117ZM10 126H11V123H10ZM9 126V127H10ZM20 126H21V124H20ZM45 126V125H44ZM57 126V125H56ZM75 126V127H74ZM119 126V125H118ZM5 127H6V125H5ZM15 126L13 125V126H11V128H10V131H11V129H13ZM38 128H39V126H37ZM36 127V128H37ZM40 127H43V126H40ZM50 127H52V126H50ZM49 127V132H48V136L50 135L51 137H52V131H51V128ZM114 127V126H113ZM120 127V126H119ZM22 128V127H21ZM29 128V127H28ZM32 128V127H31ZM33 128H35V127H33ZM35 128V129H36ZM37 128V129H38ZM44 128H46V126L44 127ZM53 128V127H52ZM88 128V127H87ZM94 128V127H93ZM95 128H96V126H95ZM6 132L9 130V128H7L6 127ZM17 129H18V127H17ZM17 129L14 131V132H12V133H14V134H16L17 135V133H16V131H17ZM40 129V128H39ZM48 129V128H47ZM54 129V128H53ZM92 129V128H91ZM45 130V129H44ZM62 130V129H61ZM119 130V129H118ZM9 131V132H10ZM13 131V130H12ZM20 131V134H21V130H19L18 129V132ZM32 131V130H31ZM48 131V130H47ZM47 131L45 132V134H47ZM55 131V130H54ZM75 131V132H74ZM89 131V130H88ZM5 132V131H4ZM26 132H27V129H26ZM38 132H39V130H38ZM58 132H60V131H58ZM28 133H30V132H28ZM34 133H36V130H35V132ZM44 133V132H43ZM82 133V132H81ZM92 133V134H93ZM115 133V132H114ZM118 133V132H117ZM156 133V132H155ZM4 134V133H3ZM6 134H8V132L6 133ZM6 134H4V136L6 135ZM10 134H11V132H10ZM10 134H9V136H10ZM19 133H18V135H20ZM38 134V133H37ZM41 134H42V130H41ZM67 134V133H66ZM93 134V135H94ZM164 134V133H163ZM26 135V134H25ZM30 135V134H29ZM55 135H56V137H58V135H57V132L55 133ZM70 135V134H69ZM111 135V134H110ZM162 135V134H161ZM8 136V135H7ZM9 136H8V138H9ZM49 136V137H50ZM11 137H13V134H12V136ZM19 137V136H18ZM49 137H46L45 139H46V141H47V143L45 144L44 143V146L43 147H45V146H47V147H49V146H52V147H56L57 146V144H58V141H60L58 138L57 139H55V140H53L54 138L52 137V138H50V140H49ZM157 137H159L160 139H161V137L160 136H158L157 135ZM32 138V137H31ZM30 138V139H31ZM48 138V139H47ZM62 138V137H61ZM24 139V138H23ZM40 139V138H39ZM158 139V138H157ZM9 140H11V138H9ZM91 139H89V141H90ZM13 141V140H12ZM18 143V138L16 139L15 138V140L13 141L14 142V145H13V148H14V146H15V148L17 149L16 150V152L15 153H17V152H20V147L21 146H23V147H21V149L22 148H24V144L22 145L21 144V146H20V143H18L19 145H17L16 144V142ZM19 141H20V139H19ZM157 141V140H156ZM9 142V141H8ZM13 142L11 143V144H13ZM31 142V141H30ZM29 142V143H30ZM38 142V141H37ZM91 142V141H90ZM89 142V143H90ZM159 143H160V141H158ZM22 143V142H21ZM23 143H24V141H23ZM32 143V142H31ZM34 143V142H33ZM97 143V142H96ZM25 144H26V142H25ZM38 144H39V142H38ZM72 144V143H71ZM85 144V143H84ZM148 144H150L149 142H148ZM151 144H152V142H151ZM153 144H155V143H153ZM32 145V144H31ZM76 145H79V144H76ZM91 145H92V148H93V146L95 145V141L94 142H92L91 143ZM156 145H161V144H156ZM20 146V147H19ZM26 146V145H25ZM28 146V145H27ZM30 146V145H29ZM81 146V145H80ZM78 147V148H80L81 149V147ZM84 146V145H83ZM146 146V145H145ZM144 146V147H145ZM150 146V145H149ZM11 147V149H12V146H10ZM35 147V146H34ZM34 147L32 148L31 147V149L32 150H34ZM85 147V146H84ZM147 148H148V145L146 146ZM151 147V146H150ZM155 147V146H154ZM14 148V149H15ZM26 148V147H25ZM40 148H42L41 146H40ZM49 148H51V147H49ZM77 148V149H78ZM158 148V147H157ZM160 148H162V147H160ZM27 149H29V148H27ZM26 149V150H27ZM53 149V148H52ZM51 149V150H52ZM56 149V148H55ZM54 149V150H55ZM77 149H76V151H77ZM87 149V145H86V147H85V152L87 151L86 150ZM94 149H95V147H94ZM93 149V150H94ZM149 149V148H148ZM154 149V148H153ZM26 150H23L24 151V156L26 157V155H25V151ZM31 150V151H32ZM46 150V149H45ZM57 151H56V153H55V155H50V156H54V157H56L57 159H62V158H64V159H66L65 157H67L68 155H65L64 153L66 152V151H64V153H62V152H58L59 150L58 149H56ZM83 150V149H82ZM141 150V149H140ZM139 150V151H140ZM144 150H146V149H144ZM151 150H152V148H151ZM157 150H159V149H157ZM156 150V151H157ZM12 151V150H11ZM22 151V152H23ZM29 152H30V149L28 150ZM49 151V150H48ZM61 151V150H60ZM63 151V150H62ZM75 151V150H74ZM138 151V152H139ZM142 151V150H141ZM155 151V152H156ZM160 151V150H159ZM14 152V151H13ZM22 152H21V154H22ZM78 152H79V150H78ZM82 151L80 150V153H81ZM153 152V151H152ZM163 152V151H162ZM15 153H13V155L15 154ZM26 153H27V151H26ZM94 153V152H93ZM96 153V152H95ZM146 153H148L149 154V152H146ZM154 153V152H153ZM160 153H161V151L160 152H156V153H154L153 155H145V152H143L142 151V155L138 158L139 160V163H138V165H140V167H148L149 166V164L150 163H152V162H155V160H157L158 159V156L160 155ZM20 154V153H19ZM18 154V155H19ZM67 154V153H66ZM135 154H138V153H135ZM141 154V153H140ZM152 154V153H151ZM162 155H164V153H161V156ZM17 156V155H16ZM23 156V157H24ZM127 156V155H126ZM132 156H133V154H132ZM131 156V157H132ZM135 156V155H134ZM137 156V155H136ZM20 157V156H19ZM23 157H21V159L23 158ZM46 157V156H45ZM160 157V156H159ZM13 158V157H12ZM17 158V157H16ZM56 158H54V159H56ZM128 158V157H127ZM127 158L125 159H119L120 161H115V162H117V163H113V164H110L109 166H111V165H113V166H111V167H108V166H106V168H105V165L103 166L105 169H103V168H101L102 170H99L97 173H99V176H102V177H104L103 179H104V181H102L101 183V194H99L100 195V201H99V195L97 194V192H96V190H95V185H94V181H91L90 183L91 184H89V182H88V185H86L87 183H85V185H84V183H83V188L81 187V190H82V193H80V195L82 194L83 196H84V198L86 199H84V198H82V196H80V195H78V197L80 196V198L81 199H84L85 200V203H87L86 201H94V199H98V201L100 202V203H98V204H101V206L100 205H98L99 207H98V214H99V219H100V221H101V227H102V229H103V232L102 233H104V238L106 239V242L107 243H109L110 244V246H111V248H110V250L109 251H112V257H113V260L111 261V262H114L113 264H145V262H146V253L145 252H143V251H141V249H142V247L145 245V244H147V236H146V230H147V228H149L152 224V222L155 220V213H157V210L156 209H158V208H156V206H155V208L156 209H154L153 207V209H154V213H150V214H147V215H142L141 213L143 212V208L145 209V207L146 206H148L149 207V205H150V203L148 204L147 203V200H144V198L146 197L145 195H143V193H145L144 191H143V188L145 187L144 186V184H143V187H142V183H139V182H141L140 180H139V182H132V181H129V182H127V183H125V184H123L125 181H127L128 179H130L131 178V176L133 175V173L135 172V169H134V167L132 166L131 167V164L127 161ZM135 158V157H134ZM134 158H132V161H133V159ZM165 158V157H164ZM14 159V158H13ZM13 159H10V160H13ZM20 159V160H21ZM50 159V158H49ZM53 159V157L51 158V160ZM53 159V160H54ZM57 159H56V161H57ZM129 159V158H128ZM136 159V158H135ZM134 159V160H135ZM160 159V158H159ZM1 160V159H0ZM15 160V159H14ZM53 160H52V162H53ZM16 161V160H15ZM21 161H23V160H21ZM55 161V160H54ZM55 161V162H56ZM61 161V160H60ZM136 161V160H135ZM44 162V161H43ZM58 162V161H57ZM62 162V161H61ZM60 162V163H61ZM25 163H26V161H25ZM45 163H47V162H44V165H45ZM19 164H20V162H19ZM40 165H42L43 166V164H41V163H39ZM54 164V163H53ZM137 164V163H136ZM153 165H154V163H152ZM22 165V164H21ZM21 165H20V167H21ZM48 165V164H47ZM14 166V165H13ZM13 166L11 167V164H10V162H7V163H5L4 165H0V183H1V180L3 179V178H5V176H6V174H8V173H10L11 171H12V169H13ZM41 166V167H42ZM49 166V165H48ZM54 166H56L55 164H54ZM101 166V165H100ZM136 166V165H135ZM19 167V168H20ZM23 167H24V165H23ZM27 166H25V168H26ZM35 167V166H34ZM46 168H47V166H45ZM150 167V166H149ZM16 168V167H15ZM22 168V167H21ZM49 168H52V167H50L49 166ZM136 168V167H135ZM138 168H139V166H138ZM170 168H171V166H170ZM24 169V168H23ZM27 169H28V167H27ZM137 169V168H136ZM141 169V168H140ZM15 170V169H14ZM36 170V169H35ZM93 170V169H92ZM31 171V170H30ZM33 171V170H32ZM31 171V172H32ZM95 171V170H94ZM22 172H24V170L22 171ZM21 172V173H22ZM27 172V171H26ZM155 172V171H154ZM161 172H163L162 170H161ZM165 174H166V169H165ZM168 172V171H167ZM28 173V172H27ZM33 173V172H32ZM32 173H30V174H32ZM136 173V172H135ZM19 174H20V172H19ZM91 174V173H90ZM9 175V174H8ZM23 175V174H22ZM33 175V174H32ZM31 175V176H32ZM156 175V174H155ZM158 175V174H157ZM20 176H21V174H20ZM92 176V177H91ZM163 176V173H160L159 174V178L161 179V177ZM90 177H91V179L93 178V175L91 174L90 175ZM22 178V177H21ZM25 178V177H24ZM24 178H22L23 179V181H24ZM97 178V177H96ZM28 179V178H27ZM32 178L30 177V180H31ZM95 179V178H94ZM100 179V178H99ZM10 179L8 178L7 180H5L4 182H6V183H8L9 185H10V188L11 187H14V186H17V187H20V188H25V190H27L28 189V192H27V195H29L28 196V198L27 199H17V200H15L14 201V204H12L13 206H16L17 204H19V203H22V202H24V201H26V200H28V199H30V198H32V196L35 194V195H37V197H39L38 196V194L37 193H34L35 192V190H36V188L33 186L34 184H32V185H21V182L17 179V178H14V180L13 181H9ZM102 180V179H101ZM135 180H137V179H135ZM155 180V179H154ZM264 180V172H261V174L259 175V178H258V184H259V187H260V184H261V182ZM22 181V180H21ZM22 181V182H23ZM29 181V180H28ZM32 181V180H31ZM30 181V182H31ZM156 181V180H155ZM96 182V181H95ZM100 182V181H99ZM155 182H153V184H154ZM120 184H122L119 188H117L116 190H114L113 192H111L110 194H108V193H106V190H105V187H107V188H111V187H113V186H115V185H120ZM156 184V183H155ZM96 185H98V184H96ZM99 185H100V183H99ZM82 186V185H81ZM156 186V185H155ZM117 187V186H116ZM257 187V186H256ZM114 188V187H113ZM112 188V189H113ZM92 189L93 190H95L94 192L92 191ZM145 190V189H144ZM143 191V192H142ZM257 193H258V191L255 193V194H252V196H250L249 197V199H248V204L247 205H252V202H253V200L256 198V196H257ZM102 196V197H101ZM143 196H144V198H143ZM60 197V196H59ZM40 199H41V197H39ZM58 199V198H57ZM77 199V198H76ZM146 199V198H145ZM48 200V199H47ZM52 200V199H51ZM95 200V201H96ZM18 201V202H17ZM82 201V200H81ZM150 200H148V202H149ZM155 201V200H154ZM42 202V201H41ZM50 202V201H49ZM52 202V201H51ZM56 202V201H55ZM97 202V201H96ZM95 202V203H96ZM43 203V202H42ZM47 203V202H46ZM159 203V202H158ZM52 204V203H51ZM75 204V203H74ZM92 204V203H91ZM44 207H45V204L43 203L42 204ZM83 205H84V203H83ZM158 205V204H157ZM48 206H49V203H48ZM68 206V205H67ZM87 206V205H86ZM90 206V205H89ZM93 206V205H92ZM96 206H97V203H96ZM150 206H152V205H150ZM47 207V206H46ZM54 207V206H53ZM73 207V206H72ZM88 207V206H87ZM61 208H63V207H61ZM67 208V207H66ZM83 208V207H82ZM249 208V207H248ZM251 208V207H250ZM45 209V208H44ZM151 209V208H150ZM63 211H64V209H63ZM67 211V210H66ZM81 211H84L83 213H81V214H83V219L84 218H86V217H88L89 215V217H91V212H92V209H91V206L89 207V208H87V209H85L84 210V208H83V210H81ZM80 211V212H81ZM146 211H148V210H146ZM150 211H153V210H150ZM50 212V211H49ZM55 212V211H54ZM59 213H61V211L59 212ZM94 214V213H93ZM139 214H141V216L139 215ZM57 215H60V214H57ZM56 216V215H55ZM140 216V217H139ZM88 217V219L90 220V218ZM92 218V217H91ZM93 218H94V216H93ZM92 218V219H93ZM3 219V218H2ZM2 219L0 220V228H1V230L3 231V233H4V235L3 236H1L0 237V241L1 240H3L4 238L6 239V238H8L9 237V239L10 240H12V239H14V238H16V237H19L20 239H22L23 240V238H22V233L23 232H21V226H18V227H16V228H14L12 231H9L7 228H6V226H5V224H3V222H2ZM70 219V220H69ZM73 218L72 217H69L68 218V220H65L64 222H60L61 224L59 225V228H60V232L62 233V235L64 236V238L65 239H70V241H72V242H76V240H77V236L78 235H80L79 234V232H78V235L77 236H74L75 237V239L74 238H72L71 239V236H73L72 234L74 233V230H77L78 231V228L76 229V227H79V225L77 226V221L75 222L74 220H72ZM87 219V218H86ZM85 219V220H86ZM84 220V221H85ZM89 220H86V222H88ZM95 220H96V218H95ZM79 221V220H78ZM93 221L94 220H92V221H90V223L88 224L87 223V225H86V222L84 223L86 226H88V225H90L92 228H95V230L100 226H98L97 227V224H94L93 223ZM98 221V220H97ZM96 221V222H97ZM80 222V221H79ZM79 222H78V224H79ZM2 223V224H1ZM98 223V222H97ZM81 224V223H80ZM121 224V225H120ZM82 225V224H81ZM81 225H80V227H81ZM94 225H96V226H94ZM120 225V226H119ZM97 227V228H96ZM87 228H89V227H87ZM86 229V228H85ZM85 229H83V230H85ZM100 229V228H99ZM150 229V228H149ZM89 231H90V228L88 229ZM95 230H94V232H95ZM101 230V229H100ZM99 230V231H100ZM88 231V232H89ZM96 231H98V230H96ZM81 232H83L82 231V229H81ZM94 232H92V233H94ZM75 234V233H74ZM83 234H85L84 232H83ZM91 234V233H90ZM153 234V233H152ZM83 236H85V235H82V237ZM14 237V238H13ZM24 237V236H23ZM80 237H81V235H80ZM78 239L80 240L81 238H79L78 237ZM21 240V241H22ZM83 240V239H82ZM84 240H85V238H84ZM150 240V239H149ZM79 242V241H78ZM10 243V242H9ZM23 243V242H22ZM10 244H12V243H10ZM24 244V243H23ZM73 244V243H72ZM101 244H102V242H101ZM104 244H105V242H104ZM108 244V245H109ZM13 245V244H12ZM11 245V246H12ZM20 245V244H19ZM24 246V245H23ZM99 246V245H98ZM103 246V245H102ZM106 246V245H105ZM22 246L20 245L17 249H19V248H21ZM104 248V247H103ZM102 248V249H103ZM6 249V248H5ZM14 249V248H13ZM12 249V251H11V248L9 249V251L11 252H9L10 254H12V253H14L15 251ZM6 251H8L7 249H6ZM14 251V252H13ZM103 251V250H102ZM110 253V252H109ZM145 253V254H144ZM240 253H242L241 252V247L239 246L238 247V252H236V254H235V256H234V258H233V262H238V260H239V258L241 257L240 256ZM13 255V254H12ZM99 256V255H98ZM74 257V256H73ZM111 259V258H110ZM75 260H77V259H75ZM95 260V259H94ZM109 260V259H108ZM108 264H110V263H108ZM230 264H232L231 262H230Z\"/></svg>",
    "mask_w": 264,
    "mask_h": 264
},
{
    "label": "built area",
    "instance_id": "obj_4",
    "mask_svg": "<svg viewBox=\"0 0 264 264\" xmlns=\"http://www.w3.org/2000/svg\"><path fill=\"white\" fill-rule=\"evenodd\" d=\"M175 15L174 16V25L175 27L178 28V47L177 49H181L182 51H187L188 49H192L193 46H197V43H198V39L199 37L197 36V32H196V28H195V25L196 23L192 24L191 22H184V17H185V14L182 13V14H179V13H175L173 14ZM178 15V16H176ZM193 25V26H191ZM194 29V31H193ZM194 34V36H193ZM196 34V36H195ZM195 43V44H193ZM252 94V92H251ZM238 102H241V100H239ZM237 102V103H238ZM242 102H247L246 100H242ZM247 103H251V106L250 107H256L255 103H252V102H247ZM253 116H257L256 114H254ZM12 179V178H11ZM1 191H4V192H9L10 190H14V189H17L18 191V194L16 197H14L12 200L8 201V202H5L2 198V194H1V191H0V220L2 219V213L4 211H7L8 209H10L14 204V201L17 200V199H27L29 195H27V190H25L23 187L20 189V187H17V186H14V187H11L9 188V185L7 183H5L4 181L1 182ZM3 188H8L7 190H3ZM18 202V201H17Z\"/></svg>",
    "mask_w": 264,
    "mask_h": 264
}]
</instances>
